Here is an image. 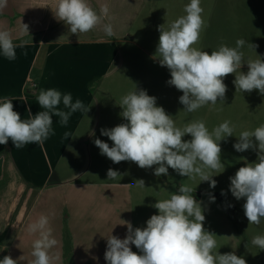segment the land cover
Masks as SVG:
<instances>
[{
	"label": "clouds",
	"instance_id": "clouds-1",
	"mask_svg": "<svg viewBox=\"0 0 264 264\" xmlns=\"http://www.w3.org/2000/svg\"><path fill=\"white\" fill-rule=\"evenodd\" d=\"M6 3L7 0H0V10ZM184 12L185 15L167 27L165 24L158 26L159 42L153 57L158 59L160 66L170 70L171 78L167 83L183 93L179 102L184 105V111L194 112L209 103L215 105L218 98L224 102L227 91L224 78L229 74H235L236 90L248 93L258 90L264 95V59L258 56L245 61L241 51L246 43L244 39H237L235 47L221 44L210 54L193 47L205 27L201 0H190ZM54 16L63 21L71 33H87L109 17V5L101 4L97 12L88 0H56ZM21 31L29 34L28 25L21 22ZM103 31L108 37L114 35L111 23L103 24ZM27 43H16L9 30H0V54L9 61H14L16 49ZM248 47L257 46L249 43ZM245 63L246 73L240 71ZM13 99L16 98H0V145L11 139L16 149L28 144H43L55 135L53 116L59 117L60 125L66 127L73 113L90 110L80 99L73 102L71 93H61L54 88L41 89L36 100L43 110L33 116L29 109L28 118L22 120L14 111ZM156 100L155 96L137 87L124 95L118 105L127 123L101 129V135L107 136L113 145L110 147L99 138L95 139L100 154L115 164L131 161L141 169L156 166L154 175L157 177L168 175L169 168L183 177L199 176L200 182L207 181L215 188L217 182L212 179L213 173L219 174L225 168L219 142L233 136L234 126L224 121L209 131L205 122L198 120L180 128L163 107L157 106ZM61 103L68 111L59 108ZM69 135L65 132L64 138ZM185 135H190L191 139L183 140ZM233 147L237 152L252 149L257 153L256 162L240 167L229 179L232 195L237 200L245 199L243 209L249 224L259 225L264 219V124L253 131L240 132ZM118 176L116 170H107L108 179L115 180ZM135 184L145 187L142 179ZM194 190L181 185L170 198L157 200L152 207L158 214L152 215L144 228L133 229L131 222L122 220L121 225L127 227L125 238L112 234L106 238L104 258L107 264H247L246 259L235 252L220 254L214 251L217 235L204 228L205 216L201 203L192 195ZM27 231L37 237L32 244L34 259L31 264H52L54 258L58 259L50 255L58 241L47 215L41 214L27 226ZM251 244L264 251V235L254 236ZM130 245H135L139 253L132 251ZM18 261L6 255L0 259V264H18Z\"/></svg>",
	"mask_w": 264,
	"mask_h": 264
},
{
	"label": "crops",
	"instance_id": "crops-1",
	"mask_svg": "<svg viewBox=\"0 0 264 264\" xmlns=\"http://www.w3.org/2000/svg\"><path fill=\"white\" fill-rule=\"evenodd\" d=\"M9 1L0 10V30H9L16 43H28L16 49L14 61L0 54V98H16L14 111L22 120L29 109L33 116L43 110L36 100L41 89L71 93L73 102L80 99L90 110L73 113L66 127L53 116L55 135L43 144L16 149L9 139L0 145V259L10 255L18 264H31L37 237L27 226L43 214L58 241L50 250L51 256H58L52 264H107L106 238L111 234L125 238L122 220L131 222L133 229L144 228L158 210L149 204L151 214L143 217L145 194L132 182L57 172L65 154L78 148L74 145L79 133L91 136L123 123L121 115L103 109L118 103L115 91L120 84L117 74L125 67L123 45L133 44V29L149 0H88L97 12L101 4H108L109 17L77 34L54 16L56 0ZM21 22L28 25L29 34H22ZM105 23L113 26L112 37L104 33ZM59 108L68 111L62 103ZM65 132L70 134L67 139ZM130 247L139 253L135 245Z\"/></svg>",
	"mask_w": 264,
	"mask_h": 264
},
{
	"label": "rangeland",
	"instance_id": "rangeland-1",
	"mask_svg": "<svg viewBox=\"0 0 264 264\" xmlns=\"http://www.w3.org/2000/svg\"><path fill=\"white\" fill-rule=\"evenodd\" d=\"M189 2L190 0H149L133 29V44L123 45L122 61L125 67L117 74L120 84L117 86L118 92L115 91L118 103L107 104L103 111L120 115V99L137 87L138 90H146L148 95L155 96L157 106L163 107L172 116L177 127L183 128L187 123L199 120L204 121L211 131L224 121H230V126H234L235 130L233 136L219 142L221 161L225 168L219 174L213 173L212 179L216 180V187L212 188L207 181L200 182L199 176H180L171 168L168 175L157 177L154 175L156 166L141 169L131 161L113 163L100 154V149L94 143L99 138L110 147L113 145L107 136L101 135L102 128L91 136L79 133L75 137L74 146L78 145V148H71L65 154L57 176L75 177L84 173L86 179L112 180L107 177V170L111 168L120 174L112 181L135 184L142 179L145 187L135 185L145 194L143 217L151 214V206L157 200L170 198L181 185L191 187L195 189L192 195L203 209L204 228L217 235V248L214 251L220 254L235 252L237 256L245 258L247 264H264V251L251 244L254 236L264 235V219L259 225L249 224L243 209L245 199L237 200L232 195L229 179L240 167L257 161L256 151L249 149L237 152L233 145L238 142L240 132L253 131L264 124V95L258 90L250 93L236 90L233 84L235 74H229L224 78L227 85L224 102L218 98L215 105L209 103L194 112H186L184 105L179 102L183 93L167 83L171 78L170 70L160 66L158 59L153 58L159 42L158 26L165 24L167 27L185 15L184 7ZM201 7L205 27L193 47L210 54L218 50L221 44L235 47L237 39H244L246 43L241 51L244 52L245 61L255 60L258 56L264 59V0H201ZM249 43L257 47L249 48ZM240 71H248L246 63ZM182 139L190 140L191 136L185 135ZM245 244L248 245L247 248Z\"/></svg>",
	"mask_w": 264,
	"mask_h": 264
},
{
	"label": "water",
	"instance_id": "water-1",
	"mask_svg": "<svg viewBox=\"0 0 264 264\" xmlns=\"http://www.w3.org/2000/svg\"><path fill=\"white\" fill-rule=\"evenodd\" d=\"M9 2H10V1H9V0H7V3H6V5H7ZM4 14H5V15H7V16H12L11 12H5Z\"/></svg>",
	"mask_w": 264,
	"mask_h": 264
}]
</instances>
